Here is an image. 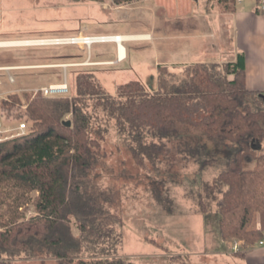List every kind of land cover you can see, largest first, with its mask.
<instances>
[{
	"label": "trees",
	"instance_id": "obj_1",
	"mask_svg": "<svg viewBox=\"0 0 264 264\" xmlns=\"http://www.w3.org/2000/svg\"><path fill=\"white\" fill-rule=\"evenodd\" d=\"M219 2L229 7L236 0ZM256 3L261 12V0ZM245 60L239 53L233 61L192 63L180 74L159 65L156 90L134 79L118 85L114 96L95 69L81 68L67 96L33 92L3 98V117L24 123L27 131L0 142V199L9 188L16 195L0 215V264L8 263L4 256L22 252L51 255L61 264H133L118 254L121 239L114 226L121 220L96 183L111 128L135 146L130 151L139 167L142 155L153 161L165 150L164 141L179 135L192 158L222 151L225 169L212 181L220 193V237L241 241L234 252L239 257L264 242V93L247 87ZM28 193L36 194L35 214L22 218L17 209Z\"/></svg>",
	"mask_w": 264,
	"mask_h": 264
},
{
	"label": "rangeland",
	"instance_id": "obj_2",
	"mask_svg": "<svg viewBox=\"0 0 264 264\" xmlns=\"http://www.w3.org/2000/svg\"><path fill=\"white\" fill-rule=\"evenodd\" d=\"M105 1L111 6L104 8L102 2ZM138 1L131 6L132 12H126L114 10L119 4L113 0H0V41H24L35 45L45 38L80 34H161L170 30L197 35L199 38L194 45L202 52L209 50L212 43L222 51L224 44L221 41L216 44L212 39V28L207 24L206 16L200 14L204 8L199 9L200 3L196 0ZM217 2L219 6L224 5ZM178 10L185 11L183 18L174 15ZM224 22L219 19L227 34L228 30L222 25ZM220 35L217 33V38ZM124 45L128 59L123 64L95 68L106 91L114 96L118 85L140 78L149 90H156L155 58L163 61L160 48L164 46L150 41ZM91 46L90 50L78 45L0 47V66L23 67L11 72L15 84L9 83L6 72H0V101L12 93L23 96L42 86L63 83L65 76L68 84L74 85V73L79 69L69 68L63 72L60 68L50 67L54 63L84 60L88 53L94 59L115 57L112 45L94 43ZM210 57L218 62H224L226 58L221 53H212ZM195 59L191 62L200 61ZM176 69L179 74L183 70ZM19 124L16 119L4 118L6 127L15 128ZM184 140L180 135L165 140L166 148L162 154L155 156L153 161L142 155L144 166L139 167L130 151L134 146L132 142L113 128L109 130L105 142L107 158L96 173V183L112 198L108 209L121 220L114 226L121 239L118 254L133 264H245L242 257L230 254L236 252L232 244L240 240L223 241L219 234L216 201L220 193L212 188V181L225 169L227 158L220 150L211 154L203 152L192 158L183 151ZM210 159L214 161L208 163ZM15 196L12 188L4 190L0 215L6 214V202ZM35 196V193L26 194L24 203L17 209L22 218L35 214ZM202 201L206 207L204 212ZM73 232L78 235L75 226ZM4 258L7 264H61L54 256L46 254L28 256L22 252Z\"/></svg>",
	"mask_w": 264,
	"mask_h": 264
},
{
	"label": "crops",
	"instance_id": "obj_3",
	"mask_svg": "<svg viewBox=\"0 0 264 264\" xmlns=\"http://www.w3.org/2000/svg\"><path fill=\"white\" fill-rule=\"evenodd\" d=\"M137 2L139 1L137 0L126 5H117V7H114L113 9L116 11L124 10L126 12H132L133 10L131 9V6L135 5ZM196 2L200 3L199 9L204 8L200 14L206 16L207 24L212 28V34H210L212 39H215L214 41H216V44H218V41H221V43L224 44L222 51H219L217 45L212 43L209 46V50L202 52V49H197V46L194 45V42L198 41L197 39L199 37H197V35H188L184 31L181 33H172L169 30L167 32H162L161 34L156 32H117L93 35L119 36L122 38L120 42H97L99 44L112 45L115 52L114 58H104L99 56L94 59L93 56L88 53L84 60L54 63L52 66L50 65V67L55 69L56 67L60 68L63 72L65 70L68 71L69 68L95 69L100 67H116L123 64L128 59V51L124 45L125 43L150 41L153 44L161 43L162 46H164L163 48H160L163 55V61H159L155 58L156 76L159 65H168L175 72L177 70L176 68L183 69L184 66L192 63H217L218 59H213L212 57L209 58L212 53H215L216 55L219 53L224 54L226 56L224 62L233 61L239 53H244L246 58V85L250 90L264 93V12H257L256 0H236L235 4L233 6L229 4V7L219 6L217 0H196ZM102 3L105 4L104 8L111 6L109 1ZM168 9L171 8L168 7ZM174 13L175 12H173V14ZM184 13L185 11L182 12L181 10H178V14L174 15L178 18H183L185 16ZM219 19L225 20L222 25L228 30L227 34H225L223 27L219 24ZM155 29H157V27H155ZM217 33L221 34L219 38L216 36ZM121 45L124 47L123 57H121ZM90 47L87 49L90 50ZM199 56L201 59H197ZM204 56L206 59H202ZM193 58L200 61L191 62ZM187 60H190V62ZM218 63L223 62L221 61ZM22 65L27 66V64ZM140 79L142 80V78ZM230 254L235 255L234 252H231ZM242 259L245 264H264V244H258L253 249L246 251L245 256L242 257Z\"/></svg>",
	"mask_w": 264,
	"mask_h": 264
},
{
	"label": "built area",
	"instance_id": "obj_4",
	"mask_svg": "<svg viewBox=\"0 0 264 264\" xmlns=\"http://www.w3.org/2000/svg\"><path fill=\"white\" fill-rule=\"evenodd\" d=\"M259 10L264 12V0H261L259 5ZM43 44H35V45H26V46H50V45H78V46H86L89 48L93 43L97 42H110L117 41L120 42L119 36H86L83 34L77 36H69V37H58V38H45L43 39ZM12 47V46H10ZM14 47V46H13ZM67 67V66H66ZM16 69H23L22 66H0V72L4 71L7 73L8 81L11 84L16 83L15 77L11 74L12 71ZM65 80L63 83L59 84H50L47 86H42L39 89L34 90V93L41 92L45 96L49 97H59V96H67L69 93L68 81ZM2 83V81H0ZM27 126L24 123H20L15 128L6 127L4 125V117L0 110V142L11 140L16 137H20L25 135ZM241 241H237L232 244L233 251H237L240 246ZM261 245L264 242H260Z\"/></svg>",
	"mask_w": 264,
	"mask_h": 264
},
{
	"label": "bare ground",
	"instance_id": "obj_5",
	"mask_svg": "<svg viewBox=\"0 0 264 264\" xmlns=\"http://www.w3.org/2000/svg\"><path fill=\"white\" fill-rule=\"evenodd\" d=\"M122 38L120 37V40ZM41 43H39L38 41L36 42L39 44H43V40H40ZM32 43L30 42H24V41H0V47H10V46H18V45H30ZM124 56V47L121 45V57Z\"/></svg>",
	"mask_w": 264,
	"mask_h": 264
},
{
	"label": "water",
	"instance_id": "obj_6",
	"mask_svg": "<svg viewBox=\"0 0 264 264\" xmlns=\"http://www.w3.org/2000/svg\"><path fill=\"white\" fill-rule=\"evenodd\" d=\"M262 97L264 98V95H262ZM65 125L70 126L71 125V122L69 120H66L65 121Z\"/></svg>",
	"mask_w": 264,
	"mask_h": 264
}]
</instances>
